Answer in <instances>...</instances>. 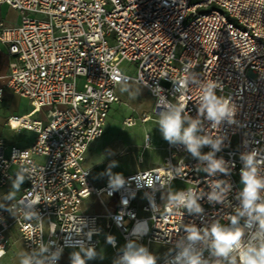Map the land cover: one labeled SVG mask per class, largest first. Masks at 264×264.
I'll return each instance as SVG.
<instances>
[{
    "label": "built area",
    "instance_id": "2783aa9c",
    "mask_svg": "<svg viewBox=\"0 0 264 264\" xmlns=\"http://www.w3.org/2000/svg\"><path fill=\"white\" fill-rule=\"evenodd\" d=\"M3 5L21 16L13 27L0 21V46L10 56L8 88L33 108L8 124L34 132L36 139L29 148L9 147L0 139V192L17 173L24 177L19 198L0 204V249L5 253L0 261L8 254L13 230L24 252L42 241L53 251L61 248L62 256L79 249L81 241L89 243L91 231L89 246L107 243L118 257L136 239L134 228L141 233L138 244H159L171 252L185 225L202 227L215 219L228 223L223 217L234 214L243 188L240 154L264 153V0H0ZM124 63L137 64L136 76L123 72ZM184 80L187 86L175 92L173 83ZM209 82L237 111L233 124L212 128L204 122V134L224 138L217 157L228 163L229 176L209 178L197 171L199 161L183 145L168 143L163 164L123 176L121 190L110 193L108 178L100 186L93 183L86 154L103 136L113 105L120 103L119 86L135 84L151 94L154 116L141 117L147 123L157 121L161 97L196 117L202 85ZM3 93L0 87V99ZM43 111L46 120L33 118ZM135 124L134 118L124 121L127 127ZM151 142L146 135L144 148ZM174 169L181 177L172 179ZM210 179L231 184L224 205L209 204L205 196L199 201L200 216L167 207L169 182L171 189L177 182L207 193ZM90 198L102 204V213L83 211ZM106 199H116L115 207ZM28 201L36 203L32 209ZM28 211L40 219H27ZM109 236L114 245L107 242Z\"/></svg>",
    "mask_w": 264,
    "mask_h": 264
},
{
    "label": "clouds",
    "instance_id": "9594fccd",
    "mask_svg": "<svg viewBox=\"0 0 264 264\" xmlns=\"http://www.w3.org/2000/svg\"><path fill=\"white\" fill-rule=\"evenodd\" d=\"M188 82L184 80L173 83L174 91L180 92ZM216 89L217 85L214 82L202 85L196 117L188 114L184 105L169 103L163 97L157 101L160 110L156 123L163 139L172 145H183L185 150L199 161L197 171L206 173L209 178L217 174L229 176L231 173L228 163L222 157H217V153L222 151L224 138L204 134V122L207 121L212 128H219L225 123H235L237 114L232 103L225 97L217 95ZM205 147L210 150L202 152ZM240 161L242 163L240 181L243 188L237 194L236 199L239 203L234 209V214L223 217L228 223L215 219L202 227H198L195 223L185 225L183 228L185 234L174 241L173 250L164 258V264H264V174H262L264 153L252 149L241 153ZM116 166V162L113 161L107 173V188L110 193L121 190L126 184L122 174L111 172V168ZM172 171L174 173L172 179L181 177V173L176 169ZM23 180V175L17 173L12 189L19 191ZM208 187L210 191L207 193L198 192L195 188L172 190L169 182L167 207L183 208L189 215L200 216L204 213V209L199 201L205 196L209 204L224 205L227 202L232 187L230 183L225 180L210 179ZM5 199L11 200L14 197L8 194ZM122 202L127 204L126 199ZM35 204L28 201L27 207L32 209ZM150 204L153 205L154 210L158 208L151 199ZM25 216L29 220L40 219L36 211L25 212ZM142 223L146 225V222ZM82 229L83 225H80L77 232H81ZM144 231L146 233V227ZM132 234L136 239L126 243L121 249L122 254L114 260V264H158L160 258L147 247L136 242L141 236L139 230L134 228ZM90 235L91 231L89 243ZM107 242L114 245L115 238L109 236ZM89 243L81 241L77 245L79 251L70 254L71 264H86L87 260L97 257L95 248L89 246ZM205 252L208 253L207 257L204 255ZM4 254L3 249H0V257ZM61 254V248L53 251L51 244L41 241L33 251L20 253L19 264H56Z\"/></svg>",
    "mask_w": 264,
    "mask_h": 264
},
{
    "label": "rangeland",
    "instance_id": "374dc122",
    "mask_svg": "<svg viewBox=\"0 0 264 264\" xmlns=\"http://www.w3.org/2000/svg\"><path fill=\"white\" fill-rule=\"evenodd\" d=\"M19 15V13L15 15L8 12L6 17L4 15L3 17L5 22L9 24L19 18ZM122 70L134 77L137 74V64L124 63ZM116 93L120 103L113 105L103 136L91 144L86 157L87 165L91 169V178L97 181L108 178L109 166L113 161L116 162L117 166L111 168V172L120 173L122 176L161 166L168 145V142L163 139L156 121L147 123H142L141 121L144 113L154 116V99L151 94L145 88L134 84L119 86ZM1 108L2 111L7 113L12 111L21 113L28 110L30 106L26 99L14 95L9 100L2 101ZM128 118H134L136 124L131 127L125 126L124 121ZM146 135H149L152 140L148 148H144ZM182 189H185V185L176 182L172 190ZM91 202H93V198L85 200L86 206ZM96 209L99 212L104 211L100 206H97ZM102 244L101 247L95 249L97 257L93 260H87L86 264H114L115 253H113L109 245L106 243ZM148 249L160 260L164 259L170 252L167 247L159 244H152ZM74 251L79 250L70 249L63 254L65 264H71L70 254ZM20 253V247L16 244L9 256L0 261V264H19Z\"/></svg>",
    "mask_w": 264,
    "mask_h": 264
},
{
    "label": "crops",
    "instance_id": "0c3cea01",
    "mask_svg": "<svg viewBox=\"0 0 264 264\" xmlns=\"http://www.w3.org/2000/svg\"><path fill=\"white\" fill-rule=\"evenodd\" d=\"M8 12L13 13L15 15L16 14L18 15L17 11L9 8L6 5H3L0 7V21L4 22L7 26H10V27L19 25L21 22V16L20 15L18 16L19 18L15 19L14 21L10 22L9 24H7L5 22L4 17H6V14ZM2 14L4 15V17ZM9 62H10V56H9L7 47L0 46V87L3 88V90H4L3 97L0 99V139H3L9 147L29 148L35 142L36 134L34 132L28 131V130H13L9 127L8 121L10 118L23 117V116L30 115L32 110H33L30 101L26 99L29 103L30 108L26 111H22L21 113H16L14 111L7 113V112L2 111V108H1L2 101L9 100L12 96L16 95L8 88V76L10 74ZM23 99H25V98H23ZM144 114H147V113H144ZM33 118L46 120V112L43 111L42 113L36 114ZM90 147H91V145L89 146L87 154L89 153ZM165 151H166V154H165V157H166L167 156V147H166ZM87 154H86V157H87ZM165 157H164V159H165ZM85 167L91 171V169L87 165V160L85 161ZM91 177H92V174H91ZM105 180L106 179H103L102 181H97V180H94L92 178L93 183L97 186L102 185L105 182ZM12 184H13V182H11L6 188H4L0 192V204H5L9 201L16 200L21 195L22 188H23V182L20 185L19 191L13 190ZM8 194H11L14 197V199H11V200L5 199L6 195H8ZM106 202L111 207H115V205H116V199H114V200L106 199ZM97 206H100L103 209L102 204L98 200L93 198V202H91L87 206H86V203L84 201L83 205H82V209L85 213H102V212L96 211ZM10 236H11V246L9 248L7 256L4 259H6L9 256L10 252L12 251V248L16 244H17V246L20 247L21 253L24 252V248H23L22 242L19 238L18 232L16 230H13V232L10 234ZM101 245H103V244H101ZM101 245H100V247H101ZM72 250H79V249H72ZM115 256H116V254H115ZM60 263L65 264V261L63 259V255L61 256V262Z\"/></svg>",
    "mask_w": 264,
    "mask_h": 264
}]
</instances>
